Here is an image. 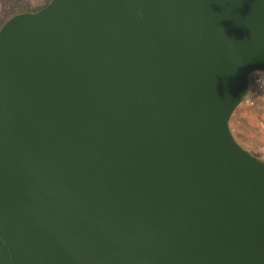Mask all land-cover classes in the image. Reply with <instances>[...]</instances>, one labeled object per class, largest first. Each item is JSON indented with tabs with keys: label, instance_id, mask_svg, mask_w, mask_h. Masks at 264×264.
Returning <instances> with one entry per match:
<instances>
[{
	"label": "water",
	"instance_id": "obj_1",
	"mask_svg": "<svg viewBox=\"0 0 264 264\" xmlns=\"http://www.w3.org/2000/svg\"><path fill=\"white\" fill-rule=\"evenodd\" d=\"M264 0H50L0 27V264H264V162L229 121Z\"/></svg>",
	"mask_w": 264,
	"mask_h": 264
},
{
	"label": "rangeland",
	"instance_id": "obj_2",
	"mask_svg": "<svg viewBox=\"0 0 264 264\" xmlns=\"http://www.w3.org/2000/svg\"><path fill=\"white\" fill-rule=\"evenodd\" d=\"M47 0H0V26L23 10L44 7ZM235 141L249 154L264 162V89L255 92L246 82L241 104L230 117Z\"/></svg>",
	"mask_w": 264,
	"mask_h": 264
},
{
	"label": "built area",
	"instance_id": "obj_3",
	"mask_svg": "<svg viewBox=\"0 0 264 264\" xmlns=\"http://www.w3.org/2000/svg\"><path fill=\"white\" fill-rule=\"evenodd\" d=\"M246 82L255 89V92L264 89V71H257L249 74L246 79Z\"/></svg>",
	"mask_w": 264,
	"mask_h": 264
},
{
	"label": "trees",
	"instance_id": "obj_4",
	"mask_svg": "<svg viewBox=\"0 0 264 264\" xmlns=\"http://www.w3.org/2000/svg\"><path fill=\"white\" fill-rule=\"evenodd\" d=\"M50 0H47V2H46V4L49 2ZM45 4V5H46ZM42 7H40V8H34V9H31V10H29V9H27V10H23V11H21L20 13H34V12H36V11H38L39 9H41ZM4 24V23H3ZM1 27V26H0Z\"/></svg>",
	"mask_w": 264,
	"mask_h": 264
}]
</instances>
